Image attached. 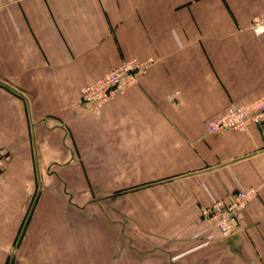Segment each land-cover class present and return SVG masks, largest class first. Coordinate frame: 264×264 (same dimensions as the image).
Returning <instances> with one entry per match:
<instances>
[{
	"label": "crops",
	"instance_id": "0c3cea01",
	"mask_svg": "<svg viewBox=\"0 0 264 264\" xmlns=\"http://www.w3.org/2000/svg\"><path fill=\"white\" fill-rule=\"evenodd\" d=\"M264 0H0V264H264ZM152 59L101 109L82 89ZM258 198L230 235L201 210Z\"/></svg>",
	"mask_w": 264,
	"mask_h": 264
},
{
	"label": "built area",
	"instance_id": "2783aa9c",
	"mask_svg": "<svg viewBox=\"0 0 264 264\" xmlns=\"http://www.w3.org/2000/svg\"><path fill=\"white\" fill-rule=\"evenodd\" d=\"M251 29L260 37L264 33V10L252 18ZM152 59H126L120 65L88 83L81 94V103L101 109L117 95L124 94L144 74ZM264 121V94L247 102L235 103L207 122L209 133H222L229 129L247 132L252 124ZM11 147H0V169L12 157ZM259 196L256 187L236 190L229 200L220 199L201 210L203 218L211 221L222 235H230L238 226L245 208Z\"/></svg>",
	"mask_w": 264,
	"mask_h": 264
}]
</instances>
